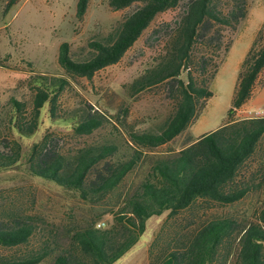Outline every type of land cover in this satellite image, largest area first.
<instances>
[{
    "label": "trees",
    "instance_id": "16d2710c",
    "mask_svg": "<svg viewBox=\"0 0 264 264\" xmlns=\"http://www.w3.org/2000/svg\"><path fill=\"white\" fill-rule=\"evenodd\" d=\"M18 1L9 0L6 10ZM90 2L77 1L78 21L84 20ZM223 2L226 7H222ZM182 3H186V11L168 37L164 55L128 87L129 95L134 96L169 81L174 111L155 131L128 132V159L114 160L119 147L112 142L75 152L60 150L52 127L90 136L105 126L107 117L91 106L70 117H58V99L68 79L42 76L32 80L34 96L28 116L25 105L13 101L11 128L19 141L0 140V172L21 165L30 176L74 191L81 200L91 202L112 194L151 151L182 135L199 117V109L214 96L209 88L214 74L208 76L211 57L217 54L220 58L229 51V46L223 48L221 32L237 29L246 19V0H108L114 11L139 6L104 38L90 42L89 58L73 59L67 42L60 45L58 54L59 65L68 77L92 80L99 71L118 64L159 14ZM183 70L185 78H181ZM263 72L264 26L242 63L227 113L229 120L224 125L177 153L149 157L147 177L134 194L124 199L111 220L103 227L93 222L70 230L67 246L55 249L50 238L31 245L36 236L32 218L0 220V247L19 249L12 257L0 256V264H41L48 259L51 264H114L138 243L151 217L168 212L172 219L200 200L230 205L244 199L251 187L240 183L239 176L264 141V117L238 119L235 114L251 99ZM41 130L40 139L24 153L20 140H31ZM234 238L239 240L234 264H264V206L256 223L240 228L234 220H218L182 236L155 264H227L231 252L224 254L223 249Z\"/></svg>",
    "mask_w": 264,
    "mask_h": 264
},
{
    "label": "rangeland",
    "instance_id": "374dc122",
    "mask_svg": "<svg viewBox=\"0 0 264 264\" xmlns=\"http://www.w3.org/2000/svg\"><path fill=\"white\" fill-rule=\"evenodd\" d=\"M77 1L19 0L6 10L9 0H0V140L19 141L11 128L13 101L23 103L28 116L32 111L34 77H66L69 84L58 99V117L67 118L75 111L91 106L103 113L107 122L90 136H77L52 127L50 131L60 141L59 149L75 152L89 145L112 142L119 147L114 160H125L131 154L128 132L155 131L174 111V101L167 85L169 81L134 96L129 95L128 87L160 61L168 37L186 11V3L159 14L118 64L99 71L88 80L66 75L58 62L60 45L69 43L71 55L77 61L89 58L92 52L90 42L104 38L139 4L114 11L108 0H92L80 22L76 18ZM246 2V19L237 29H223L221 32L223 48L229 46V51L220 58L217 54L211 57L208 76L214 74L209 83L214 96L207 100L203 109H199V117L182 135L151 151L112 194L91 202L81 200L74 191L30 176L21 165L0 172V220H9L12 216L32 218L36 236L31 245L50 238L55 249L67 246L70 230L93 222L103 227L111 220L124 199L134 194L147 177L151 166L149 157L177 153L224 125L229 120L227 113L232 107L242 63L264 26V0ZM222 7H226L225 2ZM185 76L183 70L181 78ZM235 117H264V72L251 99L236 111ZM41 134L42 130L31 140H20L24 153L40 139ZM239 181L251 187L249 194L239 202L220 205L200 200L172 219L168 212L151 217L138 243L114 264H155L168 253L171 244L175 246V240L218 220H234L240 228L256 223L264 206V141L241 170ZM230 242L223 253L231 252L227 264H234L239 240L234 238ZM18 250L0 247V256L12 257ZM51 263L52 260L48 259L41 264Z\"/></svg>",
    "mask_w": 264,
    "mask_h": 264
},
{
    "label": "built area",
    "instance_id": "2783aa9c",
    "mask_svg": "<svg viewBox=\"0 0 264 264\" xmlns=\"http://www.w3.org/2000/svg\"><path fill=\"white\" fill-rule=\"evenodd\" d=\"M257 118V117H256Z\"/></svg>",
    "mask_w": 264,
    "mask_h": 264
},
{
    "label": "crops",
    "instance_id": "0c3cea01",
    "mask_svg": "<svg viewBox=\"0 0 264 264\" xmlns=\"http://www.w3.org/2000/svg\"><path fill=\"white\" fill-rule=\"evenodd\" d=\"M92 1V0H91Z\"/></svg>",
    "mask_w": 264,
    "mask_h": 264
}]
</instances>
